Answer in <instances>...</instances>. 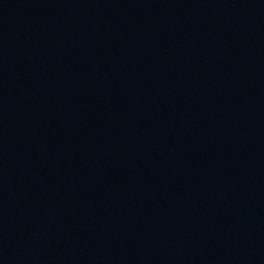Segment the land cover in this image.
<instances>
[{"label":"water","instance_id":"1","mask_svg":"<svg viewBox=\"0 0 264 264\" xmlns=\"http://www.w3.org/2000/svg\"><path fill=\"white\" fill-rule=\"evenodd\" d=\"M0 264H264V0H0Z\"/></svg>","mask_w":264,"mask_h":264}]
</instances>
